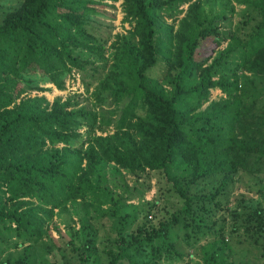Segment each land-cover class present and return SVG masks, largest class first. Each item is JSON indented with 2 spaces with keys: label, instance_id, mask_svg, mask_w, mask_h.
<instances>
[{
  "label": "trees",
  "instance_id": "16d2710c",
  "mask_svg": "<svg viewBox=\"0 0 264 264\" xmlns=\"http://www.w3.org/2000/svg\"><path fill=\"white\" fill-rule=\"evenodd\" d=\"M117 1L22 0L1 19L0 234L13 229L30 242L16 262L36 264L32 244L49 233L56 209L72 207L83 212L79 264L100 251L92 219L102 218L118 226L98 264H174L191 254L186 248L204 264H227L226 236L236 229L221 197L238 173L250 190L264 173V0H123L131 27L108 46L94 16L114 17ZM210 1L221 11L209 13ZM235 4L246 22L226 28ZM76 74L97 107L80 94L52 102L38 94L45 83L65 90ZM214 89L224 96L211 99ZM123 171L137 184L116 197L110 176ZM153 174L161 193L182 201L155 222L148 216L157 202L144 201ZM214 180V191L202 188ZM131 200L146 212H129ZM256 215L261 224L246 226L255 238L264 210ZM258 257L264 264V245Z\"/></svg>",
  "mask_w": 264,
  "mask_h": 264
},
{
  "label": "rangeland",
  "instance_id": "374dc122",
  "mask_svg": "<svg viewBox=\"0 0 264 264\" xmlns=\"http://www.w3.org/2000/svg\"><path fill=\"white\" fill-rule=\"evenodd\" d=\"M22 0H0V21L4 17V14L15 7ZM123 0L116 2L117 10L110 9V13L114 14H100L94 16V24L97 25L106 37H111L108 46L111 41L115 39L117 33H126L130 29L129 23L123 22L124 13L122 11L121 3ZM207 10L209 13L220 12L223 7H220L215 1H210ZM236 12L232 14L231 19L226 22V28L232 27L235 29L238 26H244L246 19L244 18V6L235 4ZM187 8V6H185ZM230 14V12H229ZM252 22H247V26L251 27ZM244 30V29H243ZM227 42H225L221 48L226 47ZM106 62L103 61L101 65H105ZM105 70L104 72H106ZM77 78L69 76L67 78V87L65 90L57 89L51 83L42 84L47 87V91L40 92L38 94L46 95L47 98L52 102L56 97L62 96L67 98L69 96L80 94V99L83 104L89 105L90 107H97V100L90 93H86L82 81L78 74ZM34 91L32 94H35ZM224 94L219 89L212 90L211 99L218 100L223 97ZM105 109H109V105L103 106ZM112 108V107H111ZM113 131V127H111ZM80 132L86 135V128L82 127ZM80 140H74L73 145H80ZM253 178V177H251ZM257 178V179H256ZM264 179V173H260L255 177L253 182L258 187L260 185L259 180ZM111 188L116 197L129 195L133 190L134 186L137 184L136 176L130 172L123 171L122 174H118L116 177L110 176ZM152 188L147 192L145 200L151 201L153 203L157 202L158 207L154 212L149 214L148 218L152 222L159 219L168 218L172 211L177 210L181 207L182 201L172 194L169 190L159 191L161 185L164 183L159 181L157 174H153L152 177ZM161 182V183H160ZM163 183V184H162ZM219 181L214 180L212 182L206 181L202 188L206 191H214L218 186ZM257 187L254 190L249 189V178L242 172L238 173L236 181L228 187L226 194L222 195L225 206L229 209L228 223L229 225L235 226V231L232 229L228 230L226 240L228 246L226 249L227 264H259L260 258L258 255L261 254L264 245V231H259L260 236L255 238V236H250L246 231V226L251 225V227H258L261 224L260 219L257 217L256 213L258 211L264 210V196L257 191ZM132 204L129 206V212L142 211L146 212L147 205L145 202L138 200H131ZM211 209V206H207ZM207 210V209H206ZM205 214H208L210 211ZM83 212L75 213L71 207L69 210L60 211L55 210V215L52 220L48 222L47 228L49 233L41 239L39 242L32 244L30 252L34 254V263L36 264H79L80 253L74 250L76 247L84 244L83 231L79 221V216ZM142 214H139L140 221H142ZM95 223L94 229L92 230L95 235L96 248L100 251L95 253L93 258V264H98L102 259V249L109 244L110 238H115L117 236L118 226L116 220L109 218H102L100 222L96 219H92ZM92 222V223H93ZM264 222V216L263 220ZM116 223V224H115ZM58 226V227H57ZM30 242L25 241L23 238L18 237L13 229L8 232L3 231L0 234V264H18L16 259L20 254L24 252L25 247H27ZM191 252L190 255H186L183 260L177 261L174 264H204L199 250L185 249V252ZM40 261H43L42 263ZM33 264V263H32ZM123 264H128L124 262Z\"/></svg>",
  "mask_w": 264,
  "mask_h": 264
}]
</instances>
